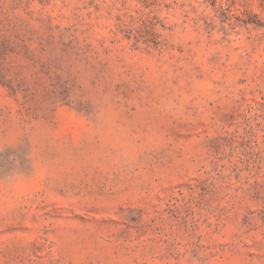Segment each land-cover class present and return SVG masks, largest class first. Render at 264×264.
I'll list each match as a JSON object with an SVG mask.
<instances>
[{
    "label": "rangeland",
    "instance_id": "obj_1",
    "mask_svg": "<svg viewBox=\"0 0 264 264\" xmlns=\"http://www.w3.org/2000/svg\"><path fill=\"white\" fill-rule=\"evenodd\" d=\"M0 264H264V0H0Z\"/></svg>",
    "mask_w": 264,
    "mask_h": 264
}]
</instances>
